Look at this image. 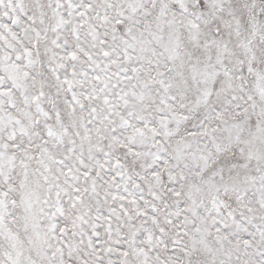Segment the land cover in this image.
Masks as SVG:
<instances>
[{"label":"snow or ice","instance_id":"6c2138e0","mask_svg":"<svg viewBox=\"0 0 264 264\" xmlns=\"http://www.w3.org/2000/svg\"><path fill=\"white\" fill-rule=\"evenodd\" d=\"M0 264H264V0H0Z\"/></svg>","mask_w":264,"mask_h":264}]
</instances>
